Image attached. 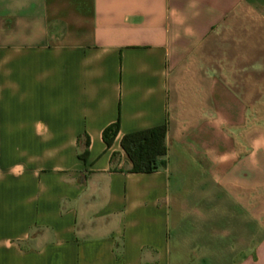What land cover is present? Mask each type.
I'll return each instance as SVG.
<instances>
[{"label":"crops","instance_id":"crops-1","mask_svg":"<svg viewBox=\"0 0 264 264\" xmlns=\"http://www.w3.org/2000/svg\"><path fill=\"white\" fill-rule=\"evenodd\" d=\"M263 48L264 0H0V264H264Z\"/></svg>","mask_w":264,"mask_h":264},{"label":"trees","instance_id":"trees-1","mask_svg":"<svg viewBox=\"0 0 264 264\" xmlns=\"http://www.w3.org/2000/svg\"><path fill=\"white\" fill-rule=\"evenodd\" d=\"M120 129L119 121L107 126L103 131V139L107 146H111ZM167 126L156 127L125 134L120 142L121 148L132 162V171L150 173L166 164ZM87 156L85 152L83 157Z\"/></svg>","mask_w":264,"mask_h":264},{"label":"rangeland","instance_id":"rangeland-1","mask_svg":"<svg viewBox=\"0 0 264 264\" xmlns=\"http://www.w3.org/2000/svg\"><path fill=\"white\" fill-rule=\"evenodd\" d=\"M262 52L264 54V48L262 49ZM249 71H252V70L249 68V65H247V75H249ZM262 82H263V86L262 87H263V91H264V80ZM251 114H253V113H251ZM256 114L261 116V119H262V121L264 123V96L262 97V111L258 112Z\"/></svg>","mask_w":264,"mask_h":264}]
</instances>
